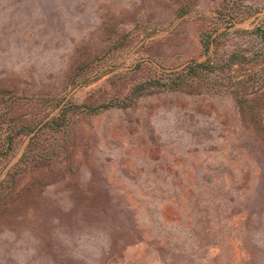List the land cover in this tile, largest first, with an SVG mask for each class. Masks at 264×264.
Listing matches in <instances>:
<instances>
[{"label":"rangeland","instance_id":"374dc122","mask_svg":"<svg viewBox=\"0 0 264 264\" xmlns=\"http://www.w3.org/2000/svg\"><path fill=\"white\" fill-rule=\"evenodd\" d=\"M0 264H264V0H0Z\"/></svg>","mask_w":264,"mask_h":264},{"label":"trees","instance_id":"16d2710c","mask_svg":"<svg viewBox=\"0 0 264 264\" xmlns=\"http://www.w3.org/2000/svg\"><path fill=\"white\" fill-rule=\"evenodd\" d=\"M204 48L207 49L208 45H204ZM213 71V67L209 62H203V63H193L192 65H189L187 70L185 72L172 74L173 77L170 79V84L174 86H179L181 83L187 82L188 80L194 81L195 76H193L196 72H211ZM181 74H184L186 76L185 79L181 78ZM166 85V83H164ZM168 84V85H170Z\"/></svg>","mask_w":264,"mask_h":264}]
</instances>
